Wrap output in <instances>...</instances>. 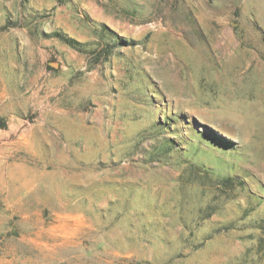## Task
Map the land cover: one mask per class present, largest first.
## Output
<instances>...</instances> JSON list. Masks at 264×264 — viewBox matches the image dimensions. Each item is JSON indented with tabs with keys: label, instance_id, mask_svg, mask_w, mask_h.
<instances>
[{
	"label": "rangeland",
	"instance_id": "374dc122",
	"mask_svg": "<svg viewBox=\"0 0 264 264\" xmlns=\"http://www.w3.org/2000/svg\"><path fill=\"white\" fill-rule=\"evenodd\" d=\"M0 264H264V0H0Z\"/></svg>",
	"mask_w": 264,
	"mask_h": 264
}]
</instances>
